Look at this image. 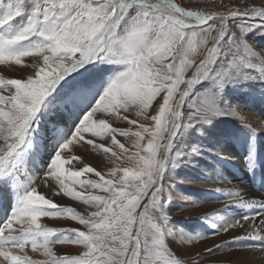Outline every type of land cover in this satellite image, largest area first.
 <instances>
[{"label":"snow or ice","instance_id":"1","mask_svg":"<svg viewBox=\"0 0 264 264\" xmlns=\"http://www.w3.org/2000/svg\"><path fill=\"white\" fill-rule=\"evenodd\" d=\"M258 38L264 0L226 11L183 0H0V65L30 69L0 76V264H200L219 252L229 258L210 264L264 262V184L215 188L226 196L222 209L245 211L200 217L210 231L179 228L170 211L177 183L224 184L222 166L233 160L252 174L264 168V125L233 102L264 103ZM232 123L239 130L222 126ZM117 137L134 138L135 151ZM237 143L239 156L228 151ZM77 148L129 166L105 174ZM34 170L58 181L52 195L90 213L39 192ZM209 236L225 239L208 247ZM197 241L202 251L182 254Z\"/></svg>","mask_w":264,"mask_h":264},{"label":"rangeland","instance_id":"2","mask_svg":"<svg viewBox=\"0 0 264 264\" xmlns=\"http://www.w3.org/2000/svg\"><path fill=\"white\" fill-rule=\"evenodd\" d=\"M183 3L186 5H195V4H201L205 6V10L209 11H226L228 9H235V8H243L245 5L248 7L252 6H260V0H256L255 5H253V0H183ZM258 42L261 46H264V40H259ZM31 61V58H25V63H29ZM30 69L18 66V65H9L4 64L0 65V76L4 77L5 79H11V78H23L26 73ZM7 94V93H5ZM257 101L254 97H247L244 95L240 96H234L233 102L234 103H241L245 105L241 109V114L244 112H250L253 114V116L257 117L259 120L261 119L262 125H264V103L261 104L260 110H258ZM224 127H232L239 130V125L232 123V124H225L222 125ZM135 130V129H134ZM243 135H246V133H243ZM120 139L121 143L125 144V147L129 148L130 151H135V149L132 147L133 145V139L131 137L125 138V137H117ZM110 143V141H109ZM146 143V142H145ZM257 145L260 148L261 153L264 152V134L258 135L257 139ZM228 151L234 153L236 156L241 155L242 152H244L243 145L237 143L233 145L228 146ZM76 154L85 156L89 162L92 164V166L97 167L98 170L103 169L104 173L107 174L109 167H115L117 165L123 167V166H129L127 161L125 159H121L118 161L109 162L107 157L104 156L102 153H93L91 149H76ZM227 155V153H225ZM105 165H108V167H105ZM223 176L226 178L224 180V184L213 182V181H206L207 178H199L194 177L197 179L196 183H177L176 185V192L179 194L177 198L173 201L172 205H170V211L172 213V223L179 227L184 228L188 232H206L210 231V220L209 219H202L200 217L205 216L207 213L215 211L217 209L223 208V203L226 199L225 194L223 193H216L214 191L217 187H224V186H231V184L237 183V184H244L247 183L251 188L258 189V185L264 184V177L262 176V173L264 171V168L257 170V172L253 175V178L251 176V173L247 170L243 169L239 166V164L236 162V160H233L231 163L225 164L222 166ZM34 177L37 178L36 180V186L39 192L42 194H45L46 196L54 199L57 203H60L65 206H72L76 208L77 211H79L81 214H88L92 210L90 206L84 205L80 201H72L70 198L64 197L61 195H52V190L59 191V183L55 179V177L47 175L43 170L40 171H32L31 173ZM245 176L243 180V176ZM185 176V173L183 171L179 172L180 179H183ZM84 178H95L94 175L88 174ZM262 181V182H261ZM231 182V184H229ZM236 184V185H237ZM258 184V185H257ZM209 189H212L213 191H209ZM78 191H82L77 187ZM102 194V193H100ZM186 197H191L190 200H186ZM193 201H196L195 206H188L192 204ZM0 207H3L2 204H0ZM244 209L236 208V209H222L221 212L223 215H235L239 214L241 212H244ZM1 214V213H0ZM44 218V221L41 222L42 224H48L49 226H56V225H63L65 222L61 219H53L51 217H42ZM224 236H216L212 237L209 236L207 240V246L212 247L214 245L220 244L224 241ZM258 244V242H256ZM205 242L204 241H197L194 244L191 245H185L183 255L188 254H195L197 252L202 251L205 248ZM235 248L236 245H233ZM31 254V253H30ZM247 252H245L243 255L236 257L233 256V260H246L249 258L247 255ZM33 255L34 259H43L42 256L39 254H31ZM228 252H219L217 254V257H210L208 255H205L204 258L200 261V264H210L212 260L220 259V260H227L229 258Z\"/></svg>","mask_w":264,"mask_h":264},{"label":"bare ground","instance_id":"3","mask_svg":"<svg viewBox=\"0 0 264 264\" xmlns=\"http://www.w3.org/2000/svg\"><path fill=\"white\" fill-rule=\"evenodd\" d=\"M257 106H258V110H260V108H262L261 107V104L257 101ZM242 115H244L245 117H246V119L254 126V127H256V126H258V125H262V122H261V119L259 120L257 117H255V116H253V114H251L250 112H244V113H242ZM232 153V152H231ZM259 171V170H258ZM245 176L246 175H244L243 176V180H244V178H245ZM262 182V181H261ZM235 185L237 184V183H234ZM262 184V183H261ZM237 185H240V186H247L250 190H252V191H259L258 189H253V188H251L249 185H247V183H242V184H237ZM258 185V184H257ZM9 211H10V209H9ZM4 214V213H3ZM2 215V214H1ZM44 221V218H41V222H43ZM247 256H248V253L246 254ZM248 259V258H247ZM252 260H253V262H254V264H264V262H262V259L257 255V256H255V257H252Z\"/></svg>","mask_w":264,"mask_h":264}]
</instances>
